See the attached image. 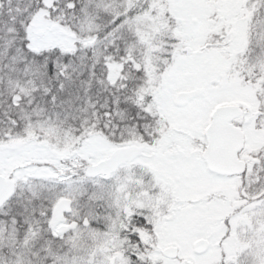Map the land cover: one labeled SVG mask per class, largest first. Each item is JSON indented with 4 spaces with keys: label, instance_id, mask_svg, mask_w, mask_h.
<instances>
[{
    "label": "snow or ice",
    "instance_id": "obj_1",
    "mask_svg": "<svg viewBox=\"0 0 264 264\" xmlns=\"http://www.w3.org/2000/svg\"><path fill=\"white\" fill-rule=\"evenodd\" d=\"M0 264H264V0H0Z\"/></svg>",
    "mask_w": 264,
    "mask_h": 264
}]
</instances>
